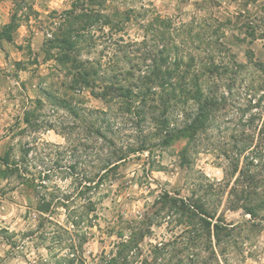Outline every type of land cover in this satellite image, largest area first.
Masks as SVG:
<instances>
[{"label":"rangeland","instance_id":"rangeland-1","mask_svg":"<svg viewBox=\"0 0 264 264\" xmlns=\"http://www.w3.org/2000/svg\"><path fill=\"white\" fill-rule=\"evenodd\" d=\"M80 1L0 0V264H98L167 194L234 229L218 247L221 264H264V0ZM86 10L97 16L75 23ZM13 18L17 27L6 30ZM71 24L73 52L98 72L80 87L52 43ZM163 41L193 73L210 61L220 68L201 83L219 105L193 137L179 130L196 104L141 82ZM111 84L153 93L146 114L97 97ZM121 155L95 185L107 159ZM4 160L24 180L4 173ZM167 221L150 227L144 251L183 231Z\"/></svg>","mask_w":264,"mask_h":264},{"label":"trees","instance_id":"trees-1","mask_svg":"<svg viewBox=\"0 0 264 264\" xmlns=\"http://www.w3.org/2000/svg\"><path fill=\"white\" fill-rule=\"evenodd\" d=\"M86 1L91 5L96 2V0ZM80 3L81 1L77 0V4ZM86 11L87 13L83 11L84 14L74 17L73 21L76 23L81 20L87 23V19L97 16H91L90 11ZM82 25L81 23L80 27ZM16 27V20L14 18L9 24L5 25L6 30H13ZM77 39H79L78 30L73 28L71 24V27L67 32L63 33L60 39L52 41L53 44H58L55 48H58L61 52L57 56V61L65 67L68 66L69 70L75 73V77L71 81L72 87H80L82 84L88 85V82L84 80H87L90 76L95 77L98 75L94 67L95 71L92 68L91 72H88L89 69L87 66L82 61H79L78 57L80 56L78 52H73L74 47L77 45ZM161 44L163 45H158V47H161L158 53L159 63L157 62L155 64L156 66L151 72V77H144L141 82L145 80L149 83L151 80H154L156 85H160L164 93L169 90L174 92L178 90V94L173 96V99L181 93V96H187L188 99L196 104L197 111L195 116L184 128L179 130L183 131L182 133L189 132L193 137L192 134H197V131L207 127L213 111L219 105L215 99L210 98L202 89L201 83L206 76L218 74L220 68L214 61H210L208 66L203 70V73L199 74V70H197L199 71L198 74L193 73L190 70L192 69L191 65L186 66L177 56L172 59L170 55L171 50L167 48L164 41ZM169 57L174 61L172 65L169 64ZM182 66L183 69L181 68ZM104 90V93L97 97L103 98L104 100L108 96L112 97L115 101L121 100L120 106L121 110L123 109L122 113H131L140 118L146 114L144 112L148 105V96L153 94L148 92V94L141 93L136 96L132 89L114 84L107 85ZM59 104L65 109H69L75 118L80 116L77 111L73 110L68 101L59 100ZM134 104H137V106ZM133 110H136V112H133ZM25 122L30 124L31 121L27 117ZM51 130H54V128L51 127ZM95 131H97L96 134L103 136L101 131L104 130L101 127ZM188 137L190 136H185V138ZM117 158L107 159L103 165L104 168L97 176L95 185L100 184L105 174L118 168L119 164L127 159L123 155ZM2 162L7 169L4 173L11 171L12 175L24 180V174H21L22 169L18 164H10L6 160ZM158 204L160 207L156 212L153 215L146 216L140 226L135 231H131L129 238L119 236L120 241L115 245L114 252L109 256H101L98 264H221L218 247L221 246L224 238L231 237L234 232L233 228H228L221 224V222L214 223V217L204 207L189 200L176 199L167 194L161 197ZM164 210L166 213L162 214L161 212ZM40 212L44 211L41 209ZM249 213L253 216L255 215L253 211H249ZM158 219H167L168 223L172 220L176 224H179L180 227H184V229L178 236L163 242L151 244L148 251H144L141 243L148 235L153 233L150 227L159 226V223H156ZM78 264H86V262L79 261Z\"/></svg>","mask_w":264,"mask_h":264}]
</instances>
